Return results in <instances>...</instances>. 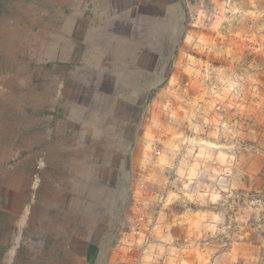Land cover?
I'll return each instance as SVG.
<instances>
[{
    "label": "rangeland",
    "instance_id": "rangeland-1",
    "mask_svg": "<svg viewBox=\"0 0 264 264\" xmlns=\"http://www.w3.org/2000/svg\"><path fill=\"white\" fill-rule=\"evenodd\" d=\"M111 1L0 0V264H264V0Z\"/></svg>",
    "mask_w": 264,
    "mask_h": 264
},
{
    "label": "crops",
    "instance_id": "crops-1",
    "mask_svg": "<svg viewBox=\"0 0 264 264\" xmlns=\"http://www.w3.org/2000/svg\"><path fill=\"white\" fill-rule=\"evenodd\" d=\"M148 1V0H146ZM145 0H113L111 1V5H113L114 7V10L113 12H117L121 15V12L124 13V12H127L129 10L135 12L136 14L140 13L142 15H148V12L147 11H144L142 10L141 12H139V10H136V8L140 7V6H143V5H150V4H154V2H146ZM118 2L119 4H122L123 6H125L126 2L128 3V6L131 5V7H123V9H115L116 7H118ZM107 3H110V2H107ZM184 1L183 0H156L155 4L158 5V7L160 8H163V13H156V14H153L152 17L155 18L154 20H157V19H160V20H163L165 22H169L170 25H172V22L176 21V19H174L172 16H174V12L172 13L171 10H175V13L176 12H181L180 10L182 9V7H184ZM134 9V10H132ZM172 15V16H171ZM151 16V15H150ZM143 19L145 20L146 18L143 17ZM188 24V23H187ZM134 25H131V28L130 29H134ZM172 29V26L171 28ZM135 30V29H134ZM114 36H119V33L118 32H115L113 34ZM129 36L132 35V31H130L128 33ZM165 36H169V34L166 32L164 34ZM135 36V34H134ZM137 36V34H136ZM154 47V46H153ZM149 47L146 46L144 43L139 45L138 43L136 44H131L130 45V51H119V52H116L114 51V53L112 54L113 55V59H114V63L115 65L112 66V68H114L115 70L118 69V70H132L133 73H136L135 75L132 74V72H127L125 74L126 78L128 79H131L133 78L134 76L138 77V75L140 74V76L142 77V81H143V76H144V69L145 68H154L155 66V63H157L159 61V56L161 54V50L158 48V47H154V49H150V52L152 53H155L156 54V61L154 63L153 66L149 67L148 65H146L145 63V60H146V54L149 52ZM105 53V52H104ZM119 53V54H118ZM125 53V54H124ZM98 68H102V70L104 71V69L107 66H105L104 64H100V65H97ZM113 70V69H112ZM102 76H107V74L105 72H103L101 74ZM110 76H113L115 78L114 80V84H121L120 81L118 80V73H116L115 71L112 72V74H109ZM121 76V75H120ZM141 81V82H142ZM127 84H139V81L136 80L134 82H131V80H129L128 82H125ZM131 90V91H130ZM137 91H135L134 89H129V90H126V92L122 93V95L120 96L118 94V100H131V97H129L130 95H134ZM121 94V93H120Z\"/></svg>",
    "mask_w": 264,
    "mask_h": 264
}]
</instances>
